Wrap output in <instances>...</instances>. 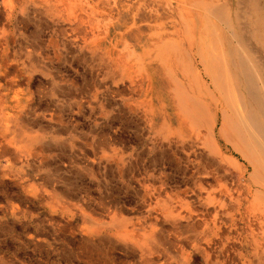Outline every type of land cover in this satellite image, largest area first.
<instances>
[{
	"label": "rangeland",
	"instance_id": "1",
	"mask_svg": "<svg viewBox=\"0 0 264 264\" xmlns=\"http://www.w3.org/2000/svg\"><path fill=\"white\" fill-rule=\"evenodd\" d=\"M39 4H29L27 21L9 25L0 0V29H8L6 52L13 71L20 70L24 93V112L0 109V142H9L0 143V264H184L186 255L173 252L178 248L159 254L147 242L152 231L173 236L165 206L172 191L160 194L159 174L174 175L171 186L177 190L187 173L152 144L164 113L173 110L172 85L157 62L148 68L160 111L153 129L136 114L143 98L138 55L147 50L154 57L165 42L191 47L179 7L167 0H63L58 24L48 25L39 23L44 18L37 12L45 14ZM243 24L250 44L262 51L250 34L254 25ZM56 31L59 75L40 61L35 43ZM198 51L195 45L191 58L172 62H192L203 71ZM53 116L54 124L48 120ZM252 189L261 190L255 184ZM261 241L257 253L245 237L214 250L226 264H242V255L253 264L260 253L264 258ZM190 260L204 264L196 255Z\"/></svg>",
	"mask_w": 264,
	"mask_h": 264
},
{
	"label": "bare ground",
	"instance_id": "2",
	"mask_svg": "<svg viewBox=\"0 0 264 264\" xmlns=\"http://www.w3.org/2000/svg\"><path fill=\"white\" fill-rule=\"evenodd\" d=\"M167 1L168 6L176 2L179 7L185 39L191 47L186 50L179 42H165L154 57L147 50L138 55L143 98L136 104V114L153 129L160 111L150 92L148 68L151 62H157L158 69L172 85L168 94L173 110L169 115L164 113L160 127L154 135L151 133L152 144L169 152L176 167L187 173L184 188L177 187V190L171 186L174 175L159 174L160 194L166 193L167 188L172 191L165 206L169 207L173 236L152 231L147 242L159 254L163 248H178L172 251L186 255L188 259L182 258L186 261L184 264H192L190 259L195 255L204 264H226L215 248L221 252L231 240L243 243L245 237L252 241L257 253L261 239L264 240V0ZM62 2L2 0V7L7 22L12 25L15 19L18 24L27 21L24 16L30 10L29 4L40 8L41 3L45 14L42 9L37 12L44 18L39 23L57 25ZM45 16L50 18L49 22ZM244 20L254 25L250 34L262 44V51L250 44ZM53 33L48 41L40 36L35 42L38 56L45 53L42 60L48 61L52 74L59 69L61 58L57 31ZM7 35L8 29L3 26L0 29V109L9 106L23 111L20 70L13 71L14 64L6 52ZM195 45L203 71L192 62H172L175 58H191ZM146 82L149 84L144 88ZM221 140L228 147V154L223 151ZM252 184L261 190L254 193ZM260 254L253 264H264ZM241 257L242 264H251L247 255ZM228 260V264H236L235 260Z\"/></svg>",
	"mask_w": 264,
	"mask_h": 264
},
{
	"label": "crops",
	"instance_id": "3",
	"mask_svg": "<svg viewBox=\"0 0 264 264\" xmlns=\"http://www.w3.org/2000/svg\"><path fill=\"white\" fill-rule=\"evenodd\" d=\"M38 56V55H37ZM45 56V53L40 57V56H38L39 57V59H40V61L42 62V63H44L46 66H47V68H48V70H49V63H47L48 61L46 60V59H44V60H42V57H44ZM60 65V64H59ZM60 66H59V69L58 70H56V71H53V74H58L59 75V73L61 72V70H60ZM50 71H52V70H50ZM22 90V89H21ZM17 112H19V113H22V112H24V110L23 111H17ZM52 119V120H51ZM51 123H56L55 121H56V117L55 118H50V119H48ZM51 131L52 132H54V131H57V127L56 126H51ZM8 142V139H6L5 141H1L0 143H7ZM9 143V142H8Z\"/></svg>",
	"mask_w": 264,
	"mask_h": 264
}]
</instances>
